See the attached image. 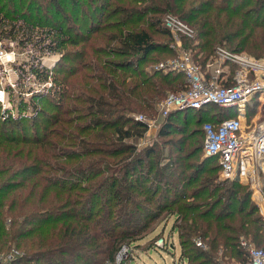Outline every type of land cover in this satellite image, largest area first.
<instances>
[{
  "label": "trees",
  "instance_id": "obj_1",
  "mask_svg": "<svg viewBox=\"0 0 264 264\" xmlns=\"http://www.w3.org/2000/svg\"><path fill=\"white\" fill-rule=\"evenodd\" d=\"M167 13L191 26L182 49L203 66L218 46L264 56V0H0V41L33 49L20 80L29 74L46 84L30 92L53 107L47 117L33 98L25 113L0 120V257L11 255L0 264H100L121 242L131 246L153 230L163 211L175 216L187 264L244 262L242 239L264 249V220L245 206L248 189L218 178L217 157H199L203 124L234 111L211 106L159 116L166 93L185 81L158 67L156 54L175 53L158 18ZM149 28L169 40L154 39ZM46 55L59 58L46 67ZM154 115L162 137L189 126L197 135L167 163L157 144L138 150L130 143L148 129L138 116Z\"/></svg>",
  "mask_w": 264,
  "mask_h": 264
},
{
  "label": "built area",
  "instance_id": "obj_2",
  "mask_svg": "<svg viewBox=\"0 0 264 264\" xmlns=\"http://www.w3.org/2000/svg\"><path fill=\"white\" fill-rule=\"evenodd\" d=\"M163 24L175 36L192 37L194 34L189 24L172 14L165 16ZM9 44L12 45L11 42ZM14 55V51L0 41V75L11 68ZM158 67L164 71H179L185 79L181 91L168 92L158 104V113L162 118L174 110H199L209 105L234 111L233 115L221 118L217 123L206 121L203 124L205 138L202 153L208 158H218L222 165V178L243 181L259 192L258 178L264 172V121L258 122L255 116L250 124L247 123V112L253 99L264 97V56L255 58L218 46L212 61L205 64L207 71L188 52L162 61ZM3 90L0 89L2 102ZM138 119L150 125V120L142 116ZM169 241L161 236L152 247L163 250L171 244ZM194 242L196 246L205 248L199 238H195ZM240 244L245 249L247 260L221 264H264V249L244 239ZM133 252L131 246L123 244L112 260H105L102 264H129ZM183 261L186 262L185 259Z\"/></svg>",
  "mask_w": 264,
  "mask_h": 264
},
{
  "label": "rangeland",
  "instance_id": "obj_3",
  "mask_svg": "<svg viewBox=\"0 0 264 264\" xmlns=\"http://www.w3.org/2000/svg\"><path fill=\"white\" fill-rule=\"evenodd\" d=\"M82 3H84V2L81 1V5H82ZM59 7L62 8L65 11V13L70 12V7L65 3L61 4ZM167 14L160 15L158 17L159 20L161 22H164V18ZM148 30L153 34L154 39H158L160 41H168L169 40V38L166 36L154 34L153 30L150 28ZM170 34H171V38L173 40L172 44L175 45V53L172 55H170V54H156V56L159 57V59H161L160 61H164L168 58L170 59L172 56L178 57L179 55H181L182 53H185V52L190 53V51H186V50L182 49V40H181L182 36H175L171 32H170ZM3 42H4V45L6 46V48L8 47V48H10L11 51H14L15 55L13 57L14 61L10 62L11 68H8V72L5 73L3 71L0 75V89L4 88V90H3L4 93H3V98H2L3 102L0 101V120L1 121H3L4 117H7L8 114L15 115L19 112L25 113L29 109V107H31V101L33 100V98H35L34 94H33L34 92L31 93L30 90L31 91L32 90H34V91L39 90L40 91L46 85V84L39 85L38 82L34 81L33 78L29 74L25 78H23L24 80H20V77H19L20 66H23V64L25 62H29V63L31 62L30 56H31V52L33 51L32 48H29V47L22 48V47H20L21 45H16V43L13 41H7V40L5 41L4 40ZM10 42L12 45L9 44ZM226 49L229 50L228 47ZM245 54H247V53H245ZM190 55L193 56V54H191V53H190ZM249 56H251V55H249ZM58 58H59L58 55H46L42 58V64L45 65L46 67H51L54 65L55 61ZM197 58L198 59H195V60L199 63V65L203 66V64L199 61V57H197ZM208 61H212V56L208 59ZM203 67H205V65ZM205 70H206V67H205ZM47 84H48V86L51 85L50 82H48ZM169 92H171V91H169ZM35 93H37V92H35ZM21 98H23L22 99L23 103H20ZM48 99H49L48 97L42 98V99H40V98L34 99V104L36 106H39L40 109H43L44 111H46L47 117L53 111V107L48 104V102L50 101V99L49 100ZM256 103L257 102L255 101V99H253V101L251 102V106L256 104ZM211 108L212 107L209 105L206 107V110L211 111ZM223 116H225V115H223ZM255 116H256V120L258 122L264 121V112L258 114L256 108L254 106H252V108L248 110L247 123L250 124L251 119L254 118ZM36 121L39 123H43L42 125H49V123L45 124V122L42 120L41 117H38ZM159 121H160V118L158 116L154 115L153 119L150 120V122H149L150 125L148 126V129L145 131L144 135L142 137H139V138L131 139L130 143L135 145L138 150L144 149L147 146H154L155 144H157L158 145V152H159V154H161L160 163H167L166 157L172 158L173 156H175L176 155L175 151L177 150V148H179V146H181L183 140L187 136L189 137V140H187L185 142L186 148H188L189 144L192 141L197 139V135L193 134V132L190 134L191 130H193L195 128H194V126H189V127H186L187 129L183 130V132H172V131H170L168 136L162 137L158 134V129H159V125H160ZM13 124L14 125L16 124L18 127L24 125V123H22V122H13ZM48 127L51 130L56 128L55 125H49ZM199 157L202 158L203 153L200 154ZM218 163H219L218 165L220 166V169L218 171V178L222 181H226V180L229 181L228 178H226V179L222 178V174H221L222 165L219 162V160H218ZM208 165L216 166L217 162L214 159V162L211 161L210 164H208ZM258 180H259V184H260V186H259L260 190L258 189L259 192L253 190V188L246 183L243 184L240 181H237V182L240 183L241 185L242 184L245 185L246 189H248V192H249L248 198H247L248 201L246 202L245 206L246 205L248 207L252 206V208L254 207V209H257L258 212L255 215L256 216H258V215L262 216L263 220H264V195H263V191L261 192V188H263V185H264V182H263L264 181V172L259 174ZM169 195L171 196V194H169ZM101 207L103 208L104 206L102 205ZM174 223H175V216L170 214V213H165L164 211H163V213H161V216L159 218L153 220V222L149 226L150 229L154 226L153 230H151V231L147 230L148 231V232L146 231L147 233L143 232V234L144 233L145 234L143 235L142 238L135 239V240H133V242L130 243L131 247L133 245H139V246H137L134 249L132 248L134 250V252H133L134 256H133V258L130 259L129 264H179V263L180 264L181 263L186 264V262L183 261V259L180 257V246H179V242H178V235H177L176 230H173V224ZM161 236L162 237L165 236L167 239L170 240L169 243H171V244H169L167 248L161 250V249H156V248L149 246L153 239L156 240ZM125 243H127V241H123L118 245V249H117L116 253L120 249L121 245H123ZM172 243H173V245H172ZM253 245H254V243H253ZM259 247H261V246H259ZM10 257L11 256L8 254V255H6V258L0 257V259H3L4 262H10ZM105 260L100 262V264H102Z\"/></svg>",
  "mask_w": 264,
  "mask_h": 264
},
{
  "label": "crops",
  "instance_id": "obj_4",
  "mask_svg": "<svg viewBox=\"0 0 264 264\" xmlns=\"http://www.w3.org/2000/svg\"><path fill=\"white\" fill-rule=\"evenodd\" d=\"M255 101L258 103H256V104H254V105H252V106H254L255 108H256V110H257V112H258V114L259 113H263L264 112V97H260V98H258L257 99V97L255 98ZM252 106H250V108L249 109H251L252 108ZM247 114H248V112H247ZM256 118V117H255Z\"/></svg>",
  "mask_w": 264,
  "mask_h": 264
},
{
  "label": "water",
  "instance_id": "obj_5",
  "mask_svg": "<svg viewBox=\"0 0 264 264\" xmlns=\"http://www.w3.org/2000/svg\"><path fill=\"white\" fill-rule=\"evenodd\" d=\"M206 158H208V157H205V156L202 157L203 160L206 159ZM242 183L244 184L245 182L242 181Z\"/></svg>",
  "mask_w": 264,
  "mask_h": 264
}]
</instances>
